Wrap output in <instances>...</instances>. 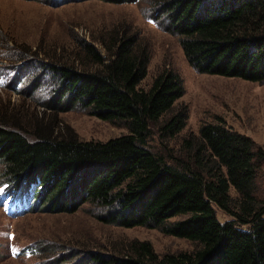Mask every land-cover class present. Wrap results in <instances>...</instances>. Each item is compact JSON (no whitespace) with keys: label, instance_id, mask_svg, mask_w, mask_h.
Instances as JSON below:
<instances>
[{"label":"trees","instance_id":"obj_1","mask_svg":"<svg viewBox=\"0 0 264 264\" xmlns=\"http://www.w3.org/2000/svg\"><path fill=\"white\" fill-rule=\"evenodd\" d=\"M161 4L194 69L264 82V0ZM101 43L103 53L83 41L68 61L44 59L57 87L50 101L36 102L40 113L0 105V178L14 188L5 193L35 205L43 198L55 207L89 204L105 223L160 228L196 243L160 254L149 241L123 239L109 251L83 250L81 264H264V150L220 117L181 135L188 112L178 106L180 74L165 69L145 88L147 44L119 29ZM35 56L25 49L4 59L11 68ZM76 107L127 133L81 138L59 116ZM216 208L231 219L221 222Z\"/></svg>","mask_w":264,"mask_h":264},{"label":"rangeland","instance_id":"obj_2","mask_svg":"<svg viewBox=\"0 0 264 264\" xmlns=\"http://www.w3.org/2000/svg\"><path fill=\"white\" fill-rule=\"evenodd\" d=\"M57 1L0 0V105L12 103L40 113L43 107L38 103L50 101L57 87L50 68H44V59L68 61L80 51L83 41L93 43L103 53L102 38L114 29L125 30L137 34L150 52L143 87L151 85L165 69L175 70L183 79L184 94L178 106L187 107L188 124L181 135L198 133L203 122L220 117L264 150V82L194 69L186 59L180 37L169 28L167 7L161 4L168 0ZM25 49L37 56L16 67L6 66L10 61L4 57ZM59 116L86 140L106 141L127 133L124 126L100 119L81 107ZM1 178L0 264H81L83 250L109 251L115 242L135 238L151 242L160 254L196 248L194 241L160 228L105 223L98 216L99 208L89 204L74 208V204L65 206L62 202L55 207L44 198L37 205L30 199L29 207L22 212H8L10 195L4 194L14 188L6 186ZM216 212L221 222L231 219L224 210L216 208ZM180 218L183 216L169 221Z\"/></svg>","mask_w":264,"mask_h":264}]
</instances>
